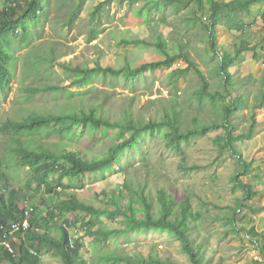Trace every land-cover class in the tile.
I'll return each mask as SVG.
<instances>
[{
    "label": "rangeland",
    "instance_id": "rangeland-1",
    "mask_svg": "<svg viewBox=\"0 0 264 264\" xmlns=\"http://www.w3.org/2000/svg\"><path fill=\"white\" fill-rule=\"evenodd\" d=\"M100 3H106L104 10L91 19V12ZM5 4L6 0H0V10ZM78 5L80 11L74 16L72 24L68 25L70 14ZM151 6V2L144 0H51L49 8L42 14V23L33 29L32 36L25 40L18 39L24 47L19 53L21 61L11 91L7 96L0 95V127L22 107L48 111L55 104L77 111L78 100L67 102L68 93L88 92L90 97H94L87 100L89 103L100 104L101 98L104 99L102 108L105 116L122 117L123 111L129 109L143 123L161 118L165 111H170V101L176 99L179 113L177 123L185 131L192 128L193 117L204 124L222 123L223 105L240 96L244 105H238L232 111L228 122L235 128L233 136H238L247 134L252 120H255L252 136L239 139L234 144L240 159L250 163L246 174H240L242 166L237 159L220 148L217 139L224 136V129L220 128L208 132L204 137L182 143L185 165L195 166L192 171L182 172L178 168L181 156L165 147L161 134H145L136 150L124 151L119 156L117 165L97 174L80 176L69 183L72 189L83 188L77 198L94 208L113 210L108 201L115 197L116 206L122 213L127 212L130 204L129 193L123 188L125 175L131 181L146 183V195L150 193L153 203L156 202L157 188L163 189L177 203L189 199L192 213L201 215L200 220L192 225L190 236L193 245L201 247L202 264H254L258 249L259 253L264 254V210H261L264 208V106L259 107L264 93V55L260 52L264 48V39L259 40L256 46L260 55L256 61L246 56L250 54L248 52L229 66L230 81L223 90L221 75L217 70L219 60L210 53L208 39L202 30V26L208 23L209 4L204 1V11L196 15L187 9L174 12L170 7L160 6L157 9ZM193 15L198 21L190 20ZM262 15L264 7L257 6L252 7L248 14L237 13L246 26L251 25L252 18L255 21L253 26L257 22L261 24V30L255 34L247 29L245 32L229 31L230 20L221 18L216 30L221 61L234 54V46L239 47L241 39L253 44L257 38L263 37ZM259 17L260 20H257ZM155 29L166 38L169 51L176 50V44L169 34L181 38L184 52L193 68L176 78L174 72L186 67L184 62L177 61L169 69L147 72L132 80H127L122 74L109 75L106 80L94 77L93 84L85 88H66L75 76L56 65L62 61L69 67L93 68L99 63L103 68L120 70L127 63L139 67L163 60L153 46L122 43L135 39H146L151 43ZM91 30L99 35L94 42L90 40ZM251 44L249 46H254ZM39 51L44 56L53 51L56 62L46 65L35 61V53ZM195 69L201 72L207 83V92H219L224 98L210 102L208 97H204L198 101L201 80ZM49 87L65 88L46 90ZM35 89L40 92L33 95L30 101L25 96L21 97L23 91ZM86 107L84 104V109ZM75 134L80 136H73L69 140L71 147L67 149L85 160L106 155L121 136L117 130H96L90 125L78 128ZM10 137L0 133V156L4 163L0 189L8 195L15 188L18 191L16 197L21 201L19 206L24 207L25 195L34 197L31 189H36V185L32 182L31 189H28L29 172L17 167L11 158L9 149L15 148L16 143ZM39 138V143L47 145L63 141L58 140L54 132L48 135L41 132ZM236 174H240L239 183L252 187L249 198L244 189L238 184L235 186L233 178ZM41 196L42 192L34 201L41 204ZM72 217L78 220L70 229V235L73 242L83 245L81 254L87 264H109V254L114 251L139 255L148 254V250L154 257L159 255L174 264H191L171 232L151 230L125 233L121 226L123 216L118 215L115 221L101 216L97 220L91 219L94 231H111L113 240L96 243L84 226L89 223L90 216L82 212ZM41 260L43 264H62L59 259L49 255L42 256Z\"/></svg>",
    "mask_w": 264,
    "mask_h": 264
},
{
    "label": "trees",
    "instance_id": "trees-1",
    "mask_svg": "<svg viewBox=\"0 0 264 264\" xmlns=\"http://www.w3.org/2000/svg\"><path fill=\"white\" fill-rule=\"evenodd\" d=\"M51 0H6L3 9L0 10V95L7 96L11 91V84L17 77L18 68L20 65L19 53L24 45L19 43L20 40L29 39L32 36L33 29L42 23V14L49 8ZM82 2V0H79ZM151 2L154 8H171L174 12L187 9L190 13H202L204 11V1L209 4L207 8L209 11L208 23L202 26L204 35L207 37V45L210 53L218 58V73L221 75L223 90L228 86L230 81V74L228 72L229 66L237 60V58L244 54L245 51L250 50L246 43L241 39L240 46H234V54L229 56L224 61L219 57L218 44H217V25L221 18H231L236 12H245L254 3H263L264 0H230L224 2L221 0H144ZM106 3H100L96 6L90 14L91 19L95 18L99 13L104 10ZM80 11V5L76 6L70 14L68 25L72 24L74 16ZM190 20L198 21L194 16ZM264 22V16L262 17ZM233 30L242 31V24L236 19H233ZM153 41L150 43L148 40H133L132 42L123 41L122 43L128 44H143L153 46L159 54L163 56V60L157 62H149L133 67L131 63H127L125 67L120 70L112 69L110 67H101L96 64L93 68L88 67H69L65 65V61L59 62L61 69L69 70L75 79L71 81L69 89H79L91 86L94 77H101L106 80L109 75H124L127 80H132L138 75L153 72L158 69H169L177 61H182L186 64L185 68H179L174 72L176 78L180 77L183 73L193 68V64L188 60L187 53L184 52L181 38L171 35L172 39L176 41V51H169L166 45V38L157 29L152 31ZM97 31H90V40L96 41L98 39ZM19 39V41H18ZM121 43V41H120ZM119 43V44H120ZM121 43V44H122ZM251 50H254L251 48ZM34 60L46 65L54 64L56 62L53 51H50L46 56L40 51L35 53ZM37 65V64H35ZM196 74L201 80V85L197 93V100L201 101L202 98L208 97L210 102H214L217 98H224L219 92H207V83L200 71L195 69ZM59 87H49L48 91L63 90ZM40 91L37 89L33 91L25 90L22 92V98L25 96L27 101L32 99V96ZM67 102H74L76 100L79 109H67L66 107L60 108L55 104L51 105L48 111L34 110L33 108L22 107L20 111H16L13 118H8L0 127V133L3 135H10L13 140L18 137L16 148H10L9 152L11 158L17 167L23 169L28 168L30 180L28 182V189H31V183L36 184V189L33 194L38 195L43 191L46 195L43 201L49 203L51 206L48 211V219L38 222L43 233L36 236H29L28 243L30 248L38 252V255H50L59 259L63 264H87L80 256L82 245L78 242L71 243L69 241L68 232L61 229L57 233V237H53V229L56 228L54 219L63 212L72 214L75 212L89 213V223L86 224L87 230L90 232L94 227L91 219H98L100 216H106L111 221H114L118 215L123 216L122 230L125 233L139 232V231H168L171 232L175 239L179 241L183 251L188 255L191 264H202L203 256L200 253L201 247L194 246L191 239V231L193 224L197 223L201 215L199 213L193 214L189 199L177 203L172 196L168 195L163 189H156V202L153 203L150 199L149 192L146 195L147 184L138 181H131L125 175L123 188L129 193L130 204L126 213L116 206L117 199L111 197L109 205L113 210L94 208L81 202L76 197H71L66 200L54 199L49 197L52 191L57 186H64L63 181L71 182L78 176L85 174H94L100 172L104 168L112 167L118 164L119 156L124 151L136 150L139 141L145 134L154 135L159 133L163 136L165 147L169 150L175 151L180 157L178 168L182 172L187 170H194L195 166L187 167L185 165V152L182 149V143H188L191 139L204 137L208 132L224 129V136L217 139L221 149H225L231 153V156L237 159L239 165L242 166L240 174H246L250 168V163L242 161L238 152L234 148V144L239 139L250 138L253 134L255 120L249 127L247 134L233 136L235 131L234 126L228 122V117L235 111L238 105L243 106L244 100L240 96H236L227 105H223V115L221 117L222 123L211 122L204 124L199 121L197 117L192 119V128L183 131L181 125L177 123L178 110L176 99L170 101V111H165L163 116L159 119H152L146 123L138 120V116H134L129 109L123 111L122 117H109L104 115L102 108V101L97 103H89L88 99L93 100L88 92L81 94L68 93ZM102 97V96H101ZM85 101V102H82ZM84 104L87 105L84 109ZM264 106V93L261 96L259 107ZM86 125L92 126L96 130H117L121 134L120 139L111 148L108 153L102 156H93L91 160H84L77 153L67 151L71 147L69 140L73 136H80L75 134V131L80 127ZM41 132L47 135L54 132L55 137L63 141L54 145H47V143H36V138H39ZM31 139L27 144L24 143ZM15 154V155H14ZM4 163L0 156V180L3 179ZM124 173V172H122ZM236 174L233 178L235 186L238 184L240 188L245 190L246 197L249 198L252 193V187L249 185H242L239 183V175ZM1 182V181H0ZM68 188V187H63ZM18 191L12 189L8 195L3 194L0 189V223H5L16 220L14 214L17 211L16 197ZM155 204L157 207H155ZM261 210H264L262 208ZM255 212L256 210H252ZM76 220L73 221L75 223ZM7 223V222H6ZM68 226L74 224L67 223ZM94 238L97 241H106L112 237L108 232L99 231L95 232ZM24 254H28L25 252ZM135 255V256H134ZM109 264H174L168 259H162L159 255L155 257L149 252L148 254L135 253L129 255L127 253H119L114 251L109 255ZM12 259L8 256L0 255V264H22L26 261L27 264H40L36 257H21L20 260ZM254 264H260L254 260Z\"/></svg>",
    "mask_w": 264,
    "mask_h": 264
},
{
    "label": "clouds",
    "instance_id": "clouds-1",
    "mask_svg": "<svg viewBox=\"0 0 264 264\" xmlns=\"http://www.w3.org/2000/svg\"><path fill=\"white\" fill-rule=\"evenodd\" d=\"M12 84H11V87H12ZM17 139H18V137H15L13 140L15 141ZM30 140L31 139H29L27 141V143ZM40 140H41V138H36V143L39 144ZM59 142H61V141H59ZM59 142H56V143H59ZM24 143L26 144V138L24 140ZM16 146H17V144H16ZM67 151H69V150L67 149ZM72 152H74V151H72ZM91 159H89V160H91ZM25 169H27V171H28V168H25ZM106 169H110V167L104 168L103 170H106ZM103 170H101V171H103ZM100 172H97V173H100ZM97 173H94V174H97ZM90 174H92V173H90ZM85 175H87V174H85ZM81 176H84V175H81ZM78 177H80V176H78ZM78 177H76V178H78ZM63 185L64 186H62V185L61 186H57L52 191V193L49 195V197H53L54 199H59V200H66V199L68 200L71 197H76L77 198V194L80 191H82V189H83V188H74V189H72L73 186L70 185L69 181L67 182L65 180L63 181ZM63 187H68V188H63ZM120 188L122 189V185L120 186ZM33 190H35V189H31L32 195L34 197H30V196L26 197V195H25V199L24 200L26 202V205L24 207L19 206V202H21L20 199H18V201L16 202V204H15L16 208L15 209L17 211L14 214V218L16 220L11 221V222H8V220H7L6 221L7 223L6 222L5 223H0V255L1 256H8V257L12 258V259H8L10 261L11 260L12 261L13 260H20L21 257H25V256L36 257L38 259L39 263L43 264V261L41 260V257L45 256V255H38V252H36L34 249L30 248L31 246H30V243H28V238H29V236H36V235H40V234L43 233V231L40 228V226H39L37 221L42 222V221H45L46 219H48V211L50 210L51 206L49 205V203L46 202L47 200H45V201L42 200V199H44V197H46V195H45V193L43 191H41L43 196L40 197L41 204L36 203L34 201V198L39 196V194L38 195L33 194ZM72 191H76L77 193H71ZM2 192H3V190H2ZM81 202H83V201H81ZM85 204H87V203H85ZM89 206H92V205H89ZM79 213H82V212H75V213H72V214H66V213L63 212L62 214L58 215L57 218H55L54 221H53L54 224L56 225V228L53 229V234H52L53 237H57V233H60L61 229H65V231L68 232L69 241L71 243H74L73 239H72V237L70 235V229L74 225L77 224L76 222H77L78 219H75V217H72V216L74 214H79ZM84 213L88 214V216H89V213H87V212H84ZM56 220H59V222L57 223ZM74 220H76L75 223H73ZM114 221H115V218H114ZM67 223L74 224V225L73 226H68ZM84 226H85V230H87L86 223L84 224ZM100 231H105V230L102 229ZM112 231H114V230H112ZM95 232H99V231H94V228H92L90 230V232L88 231V235H92L93 236V240L96 243H104V242H107L108 240H113L111 231H109L108 233L110 234V236L112 238L108 239L106 241H102V240L101 241H97L94 238V234H93ZM105 232H107V231H105ZM78 243L81 244L80 242H78ZM6 245H8V247H10L11 251L6 249ZM82 250H83V245H82V249L80 251V256L81 257H82V254H81ZM25 252H27L28 254H24ZM111 253L112 252H110L109 255H111ZM55 259H57V258H55ZM3 264H5V262ZM22 264H27V262L23 261Z\"/></svg>",
    "mask_w": 264,
    "mask_h": 264
},
{
    "label": "crops",
    "instance_id": "crops-1",
    "mask_svg": "<svg viewBox=\"0 0 264 264\" xmlns=\"http://www.w3.org/2000/svg\"><path fill=\"white\" fill-rule=\"evenodd\" d=\"M221 1H224V2H229L230 0H221ZM254 6H257V7H264V4L263 3H254V4H252L250 7H249V10L248 11H245V12H236L235 14H233V16H232V19L231 18H228L229 20H230V22H231V28H229L230 30L229 31H235V32H237V30H233V29H235V28H233V23H232V21H233V19H237L241 24H242V31H244V30H246L247 29V31L248 30H250V31H252V34H255V33H257V32H259L261 29H260V27H261V24L260 23H256L255 24V26H253V24L252 23H254L255 21H253V18H252V23H250L251 25H245L244 24V22H243V20H242V18H239L238 16H237V13H244V14H248V13H250V11H251V8L252 7H254ZM264 15H262L261 16V20H262V17H263ZM257 20H260V17H259V19H257ZM263 23V25H264V22H262ZM250 27H252V28H250ZM250 28V29H249ZM262 31H264V29H262ZM245 32V31H244ZM170 35V34H169ZM170 38H171V40L172 41H174L175 42V44H176V41L175 40H173L172 39V36L170 35ZM261 39H264V35H263V37L261 36V37H259V38H257L254 42H256V43H253V44H251V45H254V46H249L250 44H249V42L248 41H246V40H244V39H242L245 43H246V45L250 48V50H247V51H245L244 52V54L245 53H248V52H250V54H246V56L248 57V56H251V58L250 59H252L253 61H256L257 60V58L260 56L259 55V52H258V50H257V44H258V42H259V40H261ZM251 48H253L254 50H251ZM176 50H177V47H176ZM175 50V51H176ZM260 52H261V54L262 55H264V48L262 47L261 49H260ZM244 54H242L243 56H244Z\"/></svg>",
    "mask_w": 264,
    "mask_h": 264
},
{
    "label": "built area",
    "instance_id": "built-area-1",
    "mask_svg": "<svg viewBox=\"0 0 264 264\" xmlns=\"http://www.w3.org/2000/svg\"><path fill=\"white\" fill-rule=\"evenodd\" d=\"M6 249L11 251L10 247H8V245H6ZM254 259L255 261L259 262L260 264H264V254L259 253V249H258V253L256 255H254Z\"/></svg>",
    "mask_w": 264,
    "mask_h": 264
}]
</instances>
